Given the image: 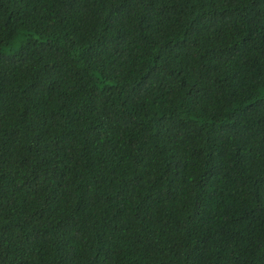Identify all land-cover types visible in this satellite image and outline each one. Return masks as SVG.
I'll return each instance as SVG.
<instances>
[{
  "label": "trees",
  "instance_id": "16d2710c",
  "mask_svg": "<svg viewBox=\"0 0 264 264\" xmlns=\"http://www.w3.org/2000/svg\"><path fill=\"white\" fill-rule=\"evenodd\" d=\"M0 264H264V0H0Z\"/></svg>",
  "mask_w": 264,
  "mask_h": 264
}]
</instances>
